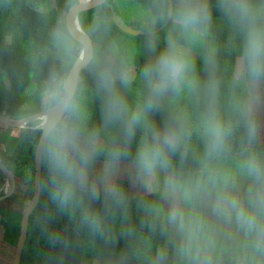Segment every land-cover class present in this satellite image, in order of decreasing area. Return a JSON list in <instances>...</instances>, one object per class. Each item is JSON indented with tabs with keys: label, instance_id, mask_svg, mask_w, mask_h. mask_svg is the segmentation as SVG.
I'll use <instances>...</instances> for the list:
<instances>
[{
	"label": "clouds",
	"instance_id": "9594fccd",
	"mask_svg": "<svg viewBox=\"0 0 264 264\" xmlns=\"http://www.w3.org/2000/svg\"><path fill=\"white\" fill-rule=\"evenodd\" d=\"M0 11L17 18L0 49L24 41L20 69L0 71L28 105L16 115L36 155L24 210L59 264L77 247L88 264H264V0Z\"/></svg>",
	"mask_w": 264,
	"mask_h": 264
},
{
	"label": "trees",
	"instance_id": "16d2710c",
	"mask_svg": "<svg viewBox=\"0 0 264 264\" xmlns=\"http://www.w3.org/2000/svg\"><path fill=\"white\" fill-rule=\"evenodd\" d=\"M219 16V13H216ZM16 17L9 12L0 11V36H2L6 23L16 22ZM23 19L25 22V35L33 30L36 25L35 17L27 10L24 11ZM128 35V34H127ZM129 36V35H128ZM133 37V36H131ZM227 39V29L223 28L220 32L219 40L223 45ZM24 41L16 44L15 52H6L0 49V71L7 70L9 73L17 71L22 66V46ZM23 106L27 108V103L22 97V90L18 87L15 78L7 80L0 78V114L8 118H16L18 110ZM99 117V107L96 108V118ZM0 127V157L6 165L7 169L13 174L15 184L26 190V201L32 194L31 184L29 183V174H34V156L35 152L27 140H25L22 129L16 135L9 136L4 133ZM12 131L13 128H6ZM5 144V145H4ZM4 184V177L0 172V189ZM20 217L16 223V230L19 234ZM56 231H65L68 228V220L66 217H57L51 225ZM70 234V233H69ZM16 242V241H15ZM15 247V244L13 245ZM123 247V241L120 242L118 249ZM61 250L59 247L53 249L41 230L27 220L26 240L23 245L22 254L19 264H58ZM92 253L84 248H74L72 251L64 254L65 257H79L82 262L90 260Z\"/></svg>",
	"mask_w": 264,
	"mask_h": 264
},
{
	"label": "rangeland",
	"instance_id": "374dc122",
	"mask_svg": "<svg viewBox=\"0 0 264 264\" xmlns=\"http://www.w3.org/2000/svg\"><path fill=\"white\" fill-rule=\"evenodd\" d=\"M120 23L126 27H129L135 30L134 26H132L131 24L125 25L123 22H120ZM17 188L21 189V187H17ZM20 189L15 190L16 192H14V194L12 195V198H11L12 202L10 201V203H12L11 205L15 207H19V210L22 211V208L20 205H18V202H20L19 199L22 196L24 197L26 195L25 194L26 192L23 195L22 194L20 195V193L22 192V190ZM15 207L7 208V210L5 211H0V217H2V221H3V224L2 222H0V252L4 251L5 253L4 259H1V256H0V264H11L12 263V258H13L12 256L15 250L13 245L14 244L16 245L17 238H18V232L16 230V223L20 217V211ZM80 259H81V256L79 257L77 256L75 258L65 257L63 259V264H88V262H82V260Z\"/></svg>",
	"mask_w": 264,
	"mask_h": 264
},
{
	"label": "water",
	"instance_id": "95a60500",
	"mask_svg": "<svg viewBox=\"0 0 264 264\" xmlns=\"http://www.w3.org/2000/svg\"><path fill=\"white\" fill-rule=\"evenodd\" d=\"M120 28H121L122 32L127 33L129 36L134 37L137 35L135 30H133L129 27H126V26L122 25L121 23H120ZM0 124H3L7 127L15 128V129H23L26 126L27 121L23 120V119L6 118L3 116H0ZM34 162H35V165H34V174H35L36 155L34 156ZM0 172L2 173V175L4 177V184L2 186V190L4 187L8 186L7 192H5L3 195L0 194V202H2L4 200L10 198L14 194L16 188H15V180L13 178V174L11 173V171H9L7 169L6 165L4 164V162L1 158H0ZM27 220H28V217L26 216L25 210L23 209V211L21 213L19 234H18L16 245H15V250H14V254H13L11 264H19L20 263L23 245H24L25 240H26Z\"/></svg>",
	"mask_w": 264,
	"mask_h": 264
},
{
	"label": "crops",
	"instance_id": "0c3cea01",
	"mask_svg": "<svg viewBox=\"0 0 264 264\" xmlns=\"http://www.w3.org/2000/svg\"><path fill=\"white\" fill-rule=\"evenodd\" d=\"M0 116H3V117H6V116H4V115H2V114H0ZM6 118H8V117H6ZM0 127H2V131L4 132V133H6V134H8L9 136H12V135H16L18 132H19V130L18 129H15V128H13L12 129V131H8L6 128H7V126H5V125H3V124H0ZM8 128H11V127H8ZM5 145V144H4ZM1 158V157H0ZM3 186V185H2ZM18 186L15 184V188H16V190H18V189H20V188H17ZM20 190H22V192L20 193V195L22 194H24L25 192H26V190H24L23 188H21ZM16 192V191H15ZM0 194L1 195H3L2 194V187H1V189H0ZM26 194V193H25ZM11 198H12V196L10 197V198H8V199H6V200H4V201H2V202H0V211H5V210H7V208H12V207H15V206H13V205H11L12 203H10V201H11ZM20 202H18V205H20L21 206V208H22V211H23V209H24V206H25V201H26V195L23 197H21L20 199ZM12 202V201H11ZM17 204V203H16ZM15 208H17L18 210H19V207H15ZM20 211V210H19ZM22 211H20V213H22ZM17 212V211H16ZM3 220H4V218H3ZM0 222H2V224H3V221H2V217H0ZM14 249H15V247H14ZM89 260H86V262H88Z\"/></svg>",
	"mask_w": 264,
	"mask_h": 264
},
{
	"label": "flooded vegetation",
	"instance_id": "af4514ba",
	"mask_svg": "<svg viewBox=\"0 0 264 264\" xmlns=\"http://www.w3.org/2000/svg\"><path fill=\"white\" fill-rule=\"evenodd\" d=\"M4 251H2V252H0V256H1V259H4L5 257H4ZM14 254V253H13ZM13 257V256H12Z\"/></svg>",
	"mask_w": 264,
	"mask_h": 264
},
{
	"label": "bare ground",
	"instance_id": "6f19581e",
	"mask_svg": "<svg viewBox=\"0 0 264 264\" xmlns=\"http://www.w3.org/2000/svg\"><path fill=\"white\" fill-rule=\"evenodd\" d=\"M7 188H8V186L3 188L2 194H4L5 192H7V190H8Z\"/></svg>",
	"mask_w": 264,
	"mask_h": 264
}]
</instances>
